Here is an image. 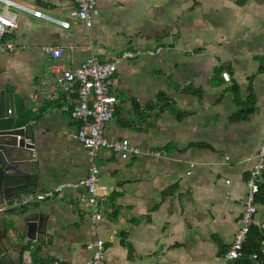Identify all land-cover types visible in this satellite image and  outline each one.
Here are the masks:
<instances>
[{
  "label": "crops",
  "instance_id": "obj_1",
  "mask_svg": "<svg viewBox=\"0 0 264 264\" xmlns=\"http://www.w3.org/2000/svg\"><path fill=\"white\" fill-rule=\"evenodd\" d=\"M7 1L70 26L7 5L16 25L0 41V92L12 96L14 118L29 116L33 147L19 149L30 154L32 176L15 204H28L0 213V254L16 264L30 245L50 259L85 264L86 243L102 239L105 264H229L223 252L239 226L264 134V0H96L89 26L75 18L71 0ZM48 45L64 51L53 59L42 49ZM156 47V54L117 61V102L104 135L165 155L122 159L98 150V182L107 189L98 223L82 203L83 188L31 198L83 178L89 167L67 109L76 94L56 85L55 66ZM249 106L252 113L239 117ZM263 219L258 207L253 223Z\"/></svg>",
  "mask_w": 264,
  "mask_h": 264
},
{
  "label": "built area",
  "instance_id": "obj_2",
  "mask_svg": "<svg viewBox=\"0 0 264 264\" xmlns=\"http://www.w3.org/2000/svg\"><path fill=\"white\" fill-rule=\"evenodd\" d=\"M5 6L0 10V41L2 36L15 27V15L7 9L8 4H13L35 17L43 18L53 23L68 28V20H60L44 14L38 9L18 5L3 0ZM75 5V18L89 26L95 11L96 0H71ZM11 50V45H6ZM1 50L5 47L1 46ZM42 49L51 55L53 59L61 56L64 49L60 46H44ZM161 47L143 50L141 48L121 49L113 59L101 60L95 55L83 59L74 68H66L60 65L55 66L54 80L58 87L72 90L76 94V103L67 108L70 117L77 122L76 138L86 148L88 153V172L74 182H63L51 189L37 191L29 194L31 198L43 200L61 194L70 188H83L84 194L81 197L83 205L88 209L94 223L102 220L107 208V189L98 182V167L95 162L97 152L100 148L113 151L119 158H126L130 155L147 154L161 157L165 155L163 150L150 149L143 151L139 147L130 145L127 139L108 140L104 135V128L113 116V108L117 102L115 94L112 93L113 75L116 70L117 61L135 59L143 54H156ZM228 78L227 73H222ZM13 108L7 110V114H13ZM255 162L248 172L246 179L247 194L243 203V210L239 218V226L234 234L233 240L223 253L227 263L245 255L243 244L246 241L249 228L254 221L257 205L254 197L259 190L260 174L264 166V134L254 154ZM190 166H193L190 163ZM190 171H188L189 173ZM100 190L102 192H100ZM15 204V202H14ZM86 248L91 251V256L85 264H105L104 242L102 239H94L86 243ZM256 258V254L251 255ZM50 264H65L61 258L53 259Z\"/></svg>",
  "mask_w": 264,
  "mask_h": 264
},
{
  "label": "water",
  "instance_id": "obj_3",
  "mask_svg": "<svg viewBox=\"0 0 264 264\" xmlns=\"http://www.w3.org/2000/svg\"><path fill=\"white\" fill-rule=\"evenodd\" d=\"M11 105L12 96L3 91L0 92V112L4 111V114L0 115V120L13 117V114H7V110L11 108ZM32 138L29 123L20 126L13 125L7 128H0V206L14 203L20 193L26 190V187L31 181L32 168L29 166V162H31L30 154L25 155L19 152V149H28L30 151L33 147ZM27 204H14V206L5 210L0 208V213L24 207ZM30 213L31 211H28L27 215H30ZM20 247L23 249V246ZM26 251L27 258L24 257L23 253H20L16 264H33L30 251ZM254 263L256 264L255 261ZM0 264L14 263H11L8 254L3 253L0 254Z\"/></svg>",
  "mask_w": 264,
  "mask_h": 264
},
{
  "label": "trees",
  "instance_id": "obj_4",
  "mask_svg": "<svg viewBox=\"0 0 264 264\" xmlns=\"http://www.w3.org/2000/svg\"><path fill=\"white\" fill-rule=\"evenodd\" d=\"M21 110H24V106L18 102L17 103V111L20 113ZM252 113V107L242 108L238 112V116L242 118L248 117ZM29 116H26L25 119L18 118H6L0 120V128H7L13 125L20 126L27 123ZM254 202L258 207L264 208V166L261 170L260 174V182H259V190L254 197ZM24 207H21L23 209ZM264 219L260 224H254L249 228V232L247 234V238L245 243L243 244V251L245 255L243 257L237 258L232 261L230 264H264ZM30 248L31 259L33 264H50L53 259L46 257V255L41 251L38 247ZM224 253V252H223ZM252 254H256V258H251Z\"/></svg>",
  "mask_w": 264,
  "mask_h": 264
}]
</instances>
